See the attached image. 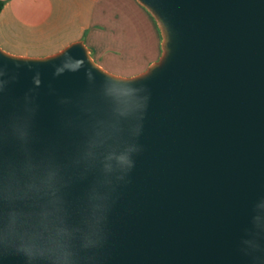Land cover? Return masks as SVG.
Returning a JSON list of instances; mask_svg holds the SVG:
<instances>
[{
    "label": "water",
    "instance_id": "1",
    "mask_svg": "<svg viewBox=\"0 0 264 264\" xmlns=\"http://www.w3.org/2000/svg\"><path fill=\"white\" fill-rule=\"evenodd\" d=\"M161 54L0 46V264H264V0H136Z\"/></svg>",
    "mask_w": 264,
    "mask_h": 264
},
{
    "label": "crops",
    "instance_id": "2",
    "mask_svg": "<svg viewBox=\"0 0 264 264\" xmlns=\"http://www.w3.org/2000/svg\"><path fill=\"white\" fill-rule=\"evenodd\" d=\"M0 46L14 54L46 56L82 40L105 70L112 59L143 72L161 54V35L136 0H0ZM114 49L115 53L110 50ZM116 54V55H114ZM110 56V57H109Z\"/></svg>",
    "mask_w": 264,
    "mask_h": 264
},
{
    "label": "rangeland",
    "instance_id": "3",
    "mask_svg": "<svg viewBox=\"0 0 264 264\" xmlns=\"http://www.w3.org/2000/svg\"><path fill=\"white\" fill-rule=\"evenodd\" d=\"M111 52L115 53L114 49H111L110 50ZM116 55V54H114ZM92 57H95V61L98 63H102L104 66H105V63L101 62L102 60L98 57H96L94 54H92ZM110 57V56H109ZM110 63L111 65H107L106 63V67H108V69H110L111 71L115 72V73H118V74H121V75H127L125 77H128V75H130L132 72L136 71V70H133V69H128V68H125L124 66V63H122V59L119 58V59H112L110 57Z\"/></svg>",
    "mask_w": 264,
    "mask_h": 264
},
{
    "label": "trees",
    "instance_id": "4",
    "mask_svg": "<svg viewBox=\"0 0 264 264\" xmlns=\"http://www.w3.org/2000/svg\"><path fill=\"white\" fill-rule=\"evenodd\" d=\"M1 7H2V2H0V10H1Z\"/></svg>",
    "mask_w": 264,
    "mask_h": 264
}]
</instances>
